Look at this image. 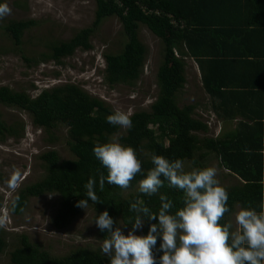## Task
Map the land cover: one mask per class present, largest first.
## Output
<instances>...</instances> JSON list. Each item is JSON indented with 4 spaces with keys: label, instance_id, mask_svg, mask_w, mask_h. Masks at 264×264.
<instances>
[{
    "label": "trees",
    "instance_id": "16d2710c",
    "mask_svg": "<svg viewBox=\"0 0 264 264\" xmlns=\"http://www.w3.org/2000/svg\"><path fill=\"white\" fill-rule=\"evenodd\" d=\"M95 18L92 26L79 30L70 39L54 44L49 57L57 62L69 56L76 48L89 49L90 36L99 22L111 15L118 17L127 41L118 54L105 55V81L112 85H133L140 77L146 48L138 37L142 24L163 44V60L157 69V96L150 110L131 114L132 127L126 129L120 142L137 151L146 171L153 167L151 156L162 155L169 160L193 161L195 167H207L203 160L214 154L224 170L235 176L238 183L225 187L229 194L230 212L224 223L239 204L257 212L264 202V0H95ZM34 21L10 22L5 30L16 43L20 42L24 29ZM195 60L200 70V81L211 99V107L220 118H240L238 126L219 137H201L208 134L206 122L195 117L196 105L179 107L176 93L185 85L184 58ZM0 104L26 111L33 124L49 132L57 123L68 127L71 142L69 148L74 159H60L55 150H47L40 157L44 161V176L21 187L9 203L13 214L22 212L30 196L56 193L59 206L54 215L58 229L67 228L81 212L76 207L86 199L84 185L90 177H96V194L101 203H93L96 218L105 210L123 225L135 215L129 211L130 203L142 200L153 212H158L159 194L147 196L139 191L125 197L123 192L134 188L144 176L137 175L127 189L105 183L99 189V173L106 169L95 158L93 149L106 143L108 137L120 129L106 120L113 109L102 100L91 96L77 84L64 83L44 88L35 96L25 91L0 86ZM150 126L156 127L154 136ZM12 133L0 115V135ZM168 141V144H166ZM246 149L248 151H246ZM149 153L145 157L143 151ZM201 153L199 159L195 156ZM160 193L174 201L175 212L181 207L182 193L164 182ZM13 205L15 207L13 208ZM1 208V200H0ZM150 223L145 221L143 234L147 235ZM124 227L131 228V224ZM101 240L106 233L98 229ZM11 252L13 264H110L108 257L90 248H78L56 257L31 242L27 234ZM162 240L158 238L154 252ZM7 247L0 229V253Z\"/></svg>",
    "mask_w": 264,
    "mask_h": 264
},
{
    "label": "rangeland",
    "instance_id": "374dc122",
    "mask_svg": "<svg viewBox=\"0 0 264 264\" xmlns=\"http://www.w3.org/2000/svg\"><path fill=\"white\" fill-rule=\"evenodd\" d=\"M7 3L11 13L0 19V86L25 91L35 96L44 88L73 83L80 86L91 96L97 97L111 109H120L130 115L150 110L157 96L156 73L163 60V44L152 35L144 25L138 28V37L146 48L142 73L133 84L106 83L105 55L118 54L127 41L123 27L115 15L103 18L90 36L91 47L83 50L76 48L73 53L55 61L49 54L54 44L70 39L79 30L92 26L95 18V0H0ZM34 21L23 30L20 42L5 30L10 22ZM185 85L176 93L179 107L196 105L195 117L208 124V134L201 137H219L236 128L240 118L223 119L212 110L211 99L205 93L197 64L190 57L184 58ZM0 115L12 133L0 135V212L7 213L9 221L6 229H1L7 247L0 253V264H13L11 252L20 245L21 237L27 234L32 243L47 250L56 257L65 256L72 251L87 247L101 252L98 228L95 224L96 211L91 205L73 219L65 229L55 227L53 219L59 206L56 193L28 197L21 213L9 211V203L18 190L26 184L40 180L45 174L44 161L40 155L47 150H55L60 159H74L69 148L71 137L68 127L62 123L49 132L33 124L31 116L14 106L0 104ZM154 136L156 127L150 126ZM126 129L108 137L106 142L125 135ZM168 144V141H166ZM145 157L147 151L142 152ZM201 153L195 156L199 159ZM207 167H215L223 187L238 183L235 176L224 170L220 160L210 155L203 160ZM186 170L195 167L193 161H185ZM17 178L15 189H10L8 181ZM138 184L123 192L125 197L138 192ZM238 204L230 216L235 221ZM120 225H123L121 222ZM119 226V225H118ZM127 235L131 228L124 227ZM144 229V227H143ZM143 229L136 232L144 235ZM103 255V254H102ZM104 256V255H103ZM107 257V256H105Z\"/></svg>",
    "mask_w": 264,
    "mask_h": 264
},
{
    "label": "clouds",
    "instance_id": "9594fccd",
    "mask_svg": "<svg viewBox=\"0 0 264 264\" xmlns=\"http://www.w3.org/2000/svg\"><path fill=\"white\" fill-rule=\"evenodd\" d=\"M10 13L8 4L0 3V19ZM106 120L123 129L132 127L130 113L118 108ZM93 153L107 171V175L99 173L101 191L106 182L127 189L141 175L144 178L138 182L139 192L147 196L159 194L158 212L139 199L130 203L129 211L135 215L128 218L131 229L127 235L123 229L127 224L118 226L107 210L96 218L97 228L107 234L101 252L110 264H264V202L259 212L251 207L241 208L235 212L234 223L232 220L221 223L230 212L229 194L217 178L215 167L186 170L183 159L169 160L153 154V167L145 171L136 149L116 138L97 144ZM165 181L182 193V206L175 212L174 201L160 193ZM16 182L17 178L9 180V188L14 190ZM261 184L264 185V180ZM96 185V177H90L84 185L87 198L77 201L76 207L86 210L89 200L101 203ZM157 218L158 223H150L147 235L136 234L146 220ZM8 221L7 213L0 212V229H6ZM158 238L162 240L158 251L163 255L157 259L154 249Z\"/></svg>",
    "mask_w": 264,
    "mask_h": 264
},
{
    "label": "crops",
    "instance_id": "0c3cea01",
    "mask_svg": "<svg viewBox=\"0 0 264 264\" xmlns=\"http://www.w3.org/2000/svg\"><path fill=\"white\" fill-rule=\"evenodd\" d=\"M192 59V58H191ZM194 60V59H193ZM195 61V60H194ZM196 63V62H195ZM197 64V63H196ZM197 67H198V64H197ZM198 70H199V67H198ZM199 73H200V70H199ZM200 77H201V74H200Z\"/></svg>",
    "mask_w": 264,
    "mask_h": 264
}]
</instances>
